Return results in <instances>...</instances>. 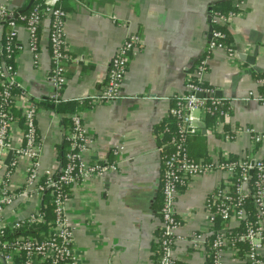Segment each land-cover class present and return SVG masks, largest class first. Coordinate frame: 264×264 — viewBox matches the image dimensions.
I'll return each mask as SVG.
<instances>
[{
  "label": "crops",
  "instance_id": "crops-1",
  "mask_svg": "<svg viewBox=\"0 0 264 264\" xmlns=\"http://www.w3.org/2000/svg\"><path fill=\"white\" fill-rule=\"evenodd\" d=\"M29 1L0 0V5L22 11ZM220 1L67 0L65 38L71 61L63 100L85 101L97 96L107 84L121 43L134 34L142 40L130 55L121 98L94 104L82 114L91 137L83 155L85 163L113 164L116 170L90 173L73 188L67 216L74 232L75 264H159L161 217L156 204L163 168L157 127L169 116L173 99L185 94L188 73L203 57L209 42L213 5ZM233 6L238 11L227 27L234 50L214 51L203 80L231 102L230 128L248 125L264 131V106L239 102L257 88V80L264 74V0H233ZM15 24L23 45L15 61L20 91L16 107L25 110L37 104L40 166L43 172L54 171L61 167L58 146L66 127L52 101L50 23L45 19L41 26L37 58L29 50L28 31L22 23ZM193 117L195 126L207 137L211 159L226 154H260L251 150L248 134L241 133L237 142H228L217 129H207L202 111L194 112ZM23 131L22 124L15 123L10 148L0 153L1 182ZM26 164L24 158L14 170L10 178L14 186L24 181ZM224 178L223 173L195 176L180 190L176 212L185 240L176 245L177 264H210L209 248L191 249L187 241L196 232L211 230L206 200ZM20 206L8 211L15 210L19 216L31 212ZM262 255L264 259V249ZM225 262L247 264L230 252Z\"/></svg>",
  "mask_w": 264,
  "mask_h": 264
},
{
  "label": "built area",
  "instance_id": "built-area-1",
  "mask_svg": "<svg viewBox=\"0 0 264 264\" xmlns=\"http://www.w3.org/2000/svg\"><path fill=\"white\" fill-rule=\"evenodd\" d=\"M234 13L228 16L213 14L211 19V39L205 53L196 63L194 70L188 73L185 94L177 98L169 114L177 120L178 134L164 139L159 133V151L162 157V195L163 208L160 225V260L159 264H177L174 252L178 242L185 240L180 232L182 223L176 212L179 192L189 186L195 176L223 173L225 178L218 188L207 196L206 210L210 231L196 232L187 241L191 249L209 248L210 264H226L227 252L239 256V243H246L244 259L247 264H264V131L244 125L225 129L232 110L231 102L219 95L214 87H204L203 77L209 70L208 60L214 51L228 46L217 39L223 38L221 31L213 29L214 25L228 26ZM68 14L55 4L44 7L36 6L29 13L15 11L8 5H0V153L11 145L10 132L16 118L11 112V103L16 96L13 87L18 88V71L13 69L10 59L16 51H22L23 45L18 40L15 21L24 25L29 34V50L37 58L39 50V31L45 19L50 23V49L52 70L50 81L54 87L52 99L60 103L64 87L68 81L67 69L71 61L66 51L65 24ZM11 23L12 30L5 32L4 25ZM137 34L129 35L118 47L112 60L108 81L104 89L95 96L93 104L116 102L121 98L122 88L129 69L132 52L141 44ZM206 54V55H205ZM256 102L264 106V76L257 80V88L250 90L239 102ZM223 119L216 122L215 130L228 142H237L241 133L250 137L251 150L259 151L254 156L222 155L210 160L191 158L186 138L197 133L193 114L202 111L203 117L214 114L218 109ZM226 108V109H224ZM36 105L33 103L24 110L26 131L22 140L13 150V157L5 166L0 183V264H75L74 232L67 216V204L71 197L64 191V186L82 182L90 173L99 174L116 166L108 163L88 165L83 159L91 137L86 133L83 118L72 115L74 129L69 139L74 141L70 149H78L68 156L66 167L43 172L40 166V141ZM228 127V126H227ZM170 131V127L165 129ZM80 141V143H78ZM27 160L25 177L21 186H14L10 180L20 160ZM53 195L55 217L48 222L45 213V195ZM21 205L31 212L19 216L17 212L8 211L13 206ZM222 228H217V225ZM41 223L47 230L34 227ZM232 228L241 229V234L230 238ZM34 230L36 233H29Z\"/></svg>",
  "mask_w": 264,
  "mask_h": 264
},
{
  "label": "trees",
  "instance_id": "trees-1",
  "mask_svg": "<svg viewBox=\"0 0 264 264\" xmlns=\"http://www.w3.org/2000/svg\"><path fill=\"white\" fill-rule=\"evenodd\" d=\"M29 1L28 3H26V5L22 8L23 10L18 11L21 12L23 14L29 13L33 8H35L36 6H41L44 7L46 5V0H35L33 2V4L29 7L30 5ZM67 3V0H58L55 4V8H61L62 10H64L67 13L65 4ZM238 9L237 7L233 6V0H223L220 1L218 3H215L213 5L212 8V15L213 14H222L225 16H228L230 13H237ZM214 30L217 31H221L224 34L223 38H219L217 39L218 42H222L224 44H226L228 46V48L230 50L234 49V44L232 41V37L228 31V27L227 26H222V25H214L213 26ZM4 30L5 32H10L12 30V25L11 23H6L4 25ZM41 30V27H40ZM39 39H40V31H39ZM21 51H16L13 54V58L10 59V63L13 66L14 70H17L15 61L16 58L18 57L19 53ZM206 55V54H205ZM261 76H264V74H262ZM204 87H210L209 85H207L205 82L202 84ZM13 94L17 97V95L19 94V89L17 87H13ZM54 105L56 106V111L61 114L63 116V121H64V126L66 127V132L64 135V139L61 145L58 146V160L61 164V166L64 168L67 166L69 159L68 156L70 154H75L76 152H78V149H70L72 143L74 141H72V139H69L70 135L72 134L73 129H74V123H73V119H72V115H78L82 117L83 112L91 109L93 107V101L92 99H88L85 101H65V100H61L60 103H55V101L52 99ZM173 103H176L177 98L173 99ZM11 112L13 114V116L16 118L17 122H19L20 124H22L24 131H26V125H25V115H24V110H19L16 107V99L14 100L13 103H11ZM36 105V109L35 112L37 113V104ZM175 105V104H174ZM226 109V108H224ZM221 109L219 108L214 114H210L207 115L205 118L206 121V127L207 129H212L215 128L216 126V122L219 119H223L222 115L220 114ZM230 116L232 114V110L229 112ZM225 119H223L224 121ZM225 122L227 123V120H225ZM228 126V127H227ZM167 127H170V131L166 132L165 129ZM229 125L226 124L225 129L228 130ZM157 132L159 133H164V139H168L171 138L172 136H175L178 134V128H177V120L169 114L168 117H166L163 122L157 127ZM220 134V133H219ZM38 135V139L40 141V136H39V131L37 132ZM186 142H187V148L189 151V154L191 156V158L195 159V160H210L211 157L208 153L207 150V137L203 134V132L201 130H199L197 133H195L194 135L189 136L188 138H186ZM78 143H80V141H78ZM162 185V183H161ZM74 188V184L68 183L67 185L64 186V191L68 194V196H72V191ZM55 206H54V202H53V195L51 193V191H49L48 193H46L45 195V213H46V218L47 221H53L54 217H55V210H54ZM162 208H163V195H162V190L160 191L159 197H158V201L156 204V212L157 215H159L160 217L162 216ZM34 227H39L41 230H47L48 226L46 225H42L41 223H39L38 225L33 226ZM217 228L221 229L222 225L219 224L217 225ZM160 231V230H159ZM27 232L29 233H36V231L34 230H27ZM231 233L229 234L230 238H235L237 235L241 234V229L239 228H232L230 229ZM161 235V233H159ZM238 245H240L241 247V252L239 254L240 258H244L245 254H246V243H239Z\"/></svg>",
  "mask_w": 264,
  "mask_h": 264
},
{
  "label": "water",
  "instance_id": "water-1",
  "mask_svg": "<svg viewBox=\"0 0 264 264\" xmlns=\"http://www.w3.org/2000/svg\"><path fill=\"white\" fill-rule=\"evenodd\" d=\"M34 1L35 0H31L29 7L33 4ZM211 32H212V27L210 29L209 40L211 39ZM219 95H220V93H219ZM12 157H13V152L10 153L8 164H9L10 160L12 159Z\"/></svg>",
  "mask_w": 264,
  "mask_h": 264
},
{
  "label": "rangeland",
  "instance_id": "rangeland-1",
  "mask_svg": "<svg viewBox=\"0 0 264 264\" xmlns=\"http://www.w3.org/2000/svg\"><path fill=\"white\" fill-rule=\"evenodd\" d=\"M0 183H1V178H0Z\"/></svg>",
  "mask_w": 264,
  "mask_h": 264
}]
</instances>
